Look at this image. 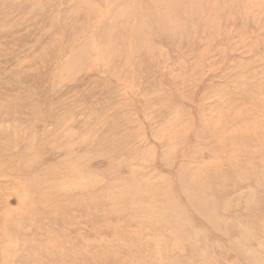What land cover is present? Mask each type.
<instances>
[{"label":"rangeland","instance_id":"rangeland-1","mask_svg":"<svg viewBox=\"0 0 264 264\" xmlns=\"http://www.w3.org/2000/svg\"><path fill=\"white\" fill-rule=\"evenodd\" d=\"M0 264H264V0H0Z\"/></svg>","mask_w":264,"mask_h":264},{"label":"bare ground","instance_id":"bare-ground-1","mask_svg":"<svg viewBox=\"0 0 264 264\" xmlns=\"http://www.w3.org/2000/svg\"><path fill=\"white\" fill-rule=\"evenodd\" d=\"M232 142H233V140H232ZM233 161V160H232ZM235 161V160H234ZM199 189V188H198Z\"/></svg>","mask_w":264,"mask_h":264}]
</instances>
